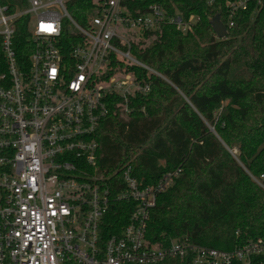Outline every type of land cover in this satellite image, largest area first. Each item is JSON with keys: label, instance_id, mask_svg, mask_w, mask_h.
<instances>
[{"label": "built area", "instance_id": "2783aa9c", "mask_svg": "<svg viewBox=\"0 0 264 264\" xmlns=\"http://www.w3.org/2000/svg\"><path fill=\"white\" fill-rule=\"evenodd\" d=\"M69 1L75 0H0V264H251L264 258V239L231 251L187 237L150 245L146 233L158 196L181 170L143 187L127 166L116 195L98 171L97 134L110 112L108 98L121 97L128 115L130 100L151 89L115 68L114 58L155 73L132 56L133 41L166 25L193 33L200 18L170 14L160 4L137 14L124 0H94L93 16L82 26L66 8ZM253 1H227V34ZM20 27L34 47L23 62L15 47ZM120 28L131 36H121ZM66 31L77 36L69 52ZM114 201L133 208L121 232L104 240L101 228Z\"/></svg>", "mask_w": 264, "mask_h": 264}, {"label": "trees", "instance_id": "16d2710c", "mask_svg": "<svg viewBox=\"0 0 264 264\" xmlns=\"http://www.w3.org/2000/svg\"><path fill=\"white\" fill-rule=\"evenodd\" d=\"M207 1L124 0L137 14L160 4L170 14L180 11L200 21L190 34L166 25L133 41L132 56L155 73L114 58L115 68L151 89L130 100L128 115L121 97L108 98L110 112L97 134V166L114 195L123 190L127 166L143 187L180 169L174 185L158 196L148 243L162 247L187 237L231 251L264 239V0L238 12L222 39L216 38L213 21L228 27L229 0H214L211 6ZM94 6V0L66 3L82 26ZM76 37L64 32L65 51ZM15 38L19 61H28L34 48L29 31L20 27ZM132 208V203L114 201L101 228L104 240L121 232ZM251 264H264V258L255 257Z\"/></svg>", "mask_w": 264, "mask_h": 264}, {"label": "water", "instance_id": "95a60500", "mask_svg": "<svg viewBox=\"0 0 264 264\" xmlns=\"http://www.w3.org/2000/svg\"><path fill=\"white\" fill-rule=\"evenodd\" d=\"M213 29L215 34L219 37V38H225L227 36V30L224 27V25L218 20L215 19L213 21Z\"/></svg>", "mask_w": 264, "mask_h": 264}, {"label": "rangeland", "instance_id": "374dc122", "mask_svg": "<svg viewBox=\"0 0 264 264\" xmlns=\"http://www.w3.org/2000/svg\"><path fill=\"white\" fill-rule=\"evenodd\" d=\"M119 33H120L121 36H124L126 38L131 36L130 32L126 28H120L119 29Z\"/></svg>", "mask_w": 264, "mask_h": 264}]
</instances>
